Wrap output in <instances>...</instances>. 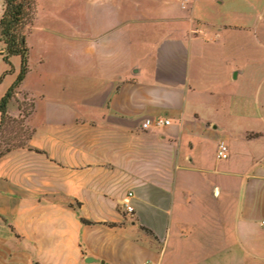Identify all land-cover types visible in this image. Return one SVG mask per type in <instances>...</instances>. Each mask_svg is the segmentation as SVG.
Returning <instances> with one entry per match:
<instances>
[{"label":"crops","instance_id":"obj_1","mask_svg":"<svg viewBox=\"0 0 264 264\" xmlns=\"http://www.w3.org/2000/svg\"><path fill=\"white\" fill-rule=\"evenodd\" d=\"M89 1L100 8L93 17L105 18L104 27L93 31L105 71L95 72L90 93H27L34 102L26 119L33 136L26 147L0 157V264H122L128 240L113 232L130 224L150 238L142 264H171L187 237L191 221L185 217L198 205L194 194L200 191L191 183L201 173L197 148L218 126L192 107L190 35L199 31V21L212 41L235 26L200 13L201 0H165L167 8L141 13L158 16L151 19L157 21L153 29H130L124 8L139 0ZM3 6L0 0V18ZM14 58L15 73L0 82V100L20 71ZM2 64L0 79L9 68ZM20 104L10 102L11 117L20 118ZM147 119L170 124L145 128ZM130 192L131 215L123 204ZM223 193L218 182L202 193L199 212L209 220L200 258L217 257L225 239L239 242L251 228L264 237V220L240 217L236 203L234 221L213 218ZM224 226L232 235H224Z\"/></svg>","mask_w":264,"mask_h":264},{"label":"rangeland","instance_id":"obj_2","mask_svg":"<svg viewBox=\"0 0 264 264\" xmlns=\"http://www.w3.org/2000/svg\"><path fill=\"white\" fill-rule=\"evenodd\" d=\"M166 4L165 0L128 3L124 8L129 13L125 27L153 29L157 21L151 19L158 16L141 13L163 10ZM200 6L197 10L214 23H230L235 28L219 31L217 41H212L211 35L200 31L203 27L199 21V31L190 35L193 74L187 87L194 93L192 107L218 128L209 130L198 145L201 173L191 179L200 191L194 194L198 205L185 217L191 221L186 227L187 237L178 242L171 264H264V237L252 228L243 232L239 242L225 239L224 251L215 258H200L198 249L209 220L199 212L203 208L202 193L210 183L218 182L224 189L223 201L214 207L213 218L224 223L234 221L237 204L240 217L264 220V0H201ZM95 9L100 8L93 7L89 0L37 1L35 20L25 28L31 73L17 91L22 95H16L24 113L34 103L27 93L91 92L95 72L103 73L106 68L93 49L94 28L105 25L100 22L104 17H93ZM187 25L185 22L181 26ZM4 48L0 42L1 53ZM149 52L145 50L144 56L150 57ZM0 62L4 65L1 57ZM14 63L20 70L21 58L15 57ZM197 117L201 118L198 111ZM13 119L0 132V151L23 144L29 135L27 128H31L26 122L23 126L22 115ZM219 143L228 146L227 159H216ZM132 219L128 217L127 223ZM223 231L224 235L233 233L231 226H224ZM113 233L128 240L122 264H142L150 239L145 232L130 224Z\"/></svg>","mask_w":264,"mask_h":264},{"label":"trees","instance_id":"obj_3","mask_svg":"<svg viewBox=\"0 0 264 264\" xmlns=\"http://www.w3.org/2000/svg\"><path fill=\"white\" fill-rule=\"evenodd\" d=\"M38 0H3V14L0 18V29L2 37L0 42L5 44L2 51L4 62L8 65V70L5 71L0 79V82L7 76L15 73V68L12 63L13 57L21 58L20 71L11 85L6 95L0 100V112L2 114V123L0 132L10 121L14 119L9 115V104L16 98L17 91L23 84L24 80L31 71L30 68V48L27 43V35L25 28L33 24L36 17V8ZM22 110V118L24 119L23 126L26 119L32 114L34 110V103L31 104V109L27 113ZM29 130V135L21 145H15L0 151V157L10 152L13 149L26 147L33 136V130ZM85 224H93L90 221L83 220Z\"/></svg>","mask_w":264,"mask_h":264},{"label":"built area","instance_id":"obj_4","mask_svg":"<svg viewBox=\"0 0 264 264\" xmlns=\"http://www.w3.org/2000/svg\"><path fill=\"white\" fill-rule=\"evenodd\" d=\"M170 121L166 120V119H147L144 123V127L145 128H149L151 126H155V127H163L166 125H169ZM229 156L228 153V146L225 145L224 143L219 145V149L217 151V157L220 160L223 159H227ZM134 194L132 192H130L124 199L123 204L125 206V208L127 209L128 213H133L134 212V207L132 205V199H133ZM262 224L264 225V221L262 222ZM143 264H150L148 262H144Z\"/></svg>","mask_w":264,"mask_h":264},{"label":"water","instance_id":"obj_5","mask_svg":"<svg viewBox=\"0 0 264 264\" xmlns=\"http://www.w3.org/2000/svg\"><path fill=\"white\" fill-rule=\"evenodd\" d=\"M90 260H92V259H90Z\"/></svg>","mask_w":264,"mask_h":264}]
</instances>
